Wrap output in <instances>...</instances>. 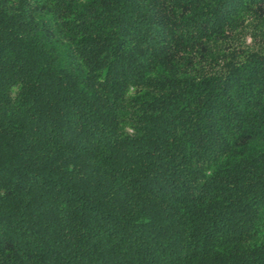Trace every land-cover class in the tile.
Listing matches in <instances>:
<instances>
[{
    "label": "trees",
    "instance_id": "trees-1",
    "mask_svg": "<svg viewBox=\"0 0 264 264\" xmlns=\"http://www.w3.org/2000/svg\"><path fill=\"white\" fill-rule=\"evenodd\" d=\"M0 264H264V0H0Z\"/></svg>",
    "mask_w": 264,
    "mask_h": 264
}]
</instances>
